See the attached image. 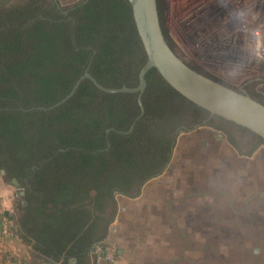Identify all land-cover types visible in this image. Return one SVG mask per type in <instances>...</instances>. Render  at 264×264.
I'll use <instances>...</instances> for the list:
<instances>
[{"label": "trees", "instance_id": "16d2710c", "mask_svg": "<svg viewBox=\"0 0 264 264\" xmlns=\"http://www.w3.org/2000/svg\"><path fill=\"white\" fill-rule=\"evenodd\" d=\"M120 2L88 0L70 13L73 22L38 2L0 14V172L23 191L11 230L44 263L92 264L115 196L132 197L168 160L167 123L183 98L155 70L146 77L144 115L128 134L105 131L128 129L136 94L103 92L87 79L60 105L39 109L65 97L89 60L102 86L137 85L146 55ZM232 128L234 148L241 135L264 144Z\"/></svg>", "mask_w": 264, "mask_h": 264}, {"label": "rangeland", "instance_id": "374dc122", "mask_svg": "<svg viewBox=\"0 0 264 264\" xmlns=\"http://www.w3.org/2000/svg\"><path fill=\"white\" fill-rule=\"evenodd\" d=\"M81 1L0 0V14L35 2L64 10ZM168 12L163 4L159 20L167 41L181 26L172 15L176 8ZM217 133L205 128L180 133L161 174L132 197L115 196L104 213L110 218L104 240L113 249L114 263L121 251V264H264V144L241 135L234 148ZM21 192L0 172V214L12 215L10 222H0L7 226L16 224ZM11 238L1 243L23 254L18 237ZM41 263L33 256L28 262Z\"/></svg>", "mask_w": 264, "mask_h": 264}, {"label": "built area", "instance_id": "2783aa9c", "mask_svg": "<svg viewBox=\"0 0 264 264\" xmlns=\"http://www.w3.org/2000/svg\"><path fill=\"white\" fill-rule=\"evenodd\" d=\"M178 20L181 26L171 30L170 41L179 56L234 90L260 95L264 103V0H194ZM253 28L260 35L253 36ZM3 203L0 199V210ZM14 236L0 223V264H28L1 243ZM91 253L92 264H115L105 240Z\"/></svg>", "mask_w": 264, "mask_h": 264}, {"label": "water", "instance_id": "95a60500", "mask_svg": "<svg viewBox=\"0 0 264 264\" xmlns=\"http://www.w3.org/2000/svg\"><path fill=\"white\" fill-rule=\"evenodd\" d=\"M128 2L146 55V61L139 70L138 85L133 88H108L100 85L88 73H85L82 78H88L101 91L138 93V102L141 106L140 95L145 88V76L150 70H155L168 85L192 103L207 110L210 114L218 115L246 128L264 142V103L245 91L234 90L196 71L178 57L163 33L156 0H128ZM78 82L60 101L39 109L50 110L66 101L73 94ZM166 166L153 177L161 174ZM1 173L4 174V171L2 170ZM12 183H16L14 179ZM20 195H23V192Z\"/></svg>", "mask_w": 264, "mask_h": 264}, {"label": "flooded vegetation", "instance_id": "af4514ba", "mask_svg": "<svg viewBox=\"0 0 264 264\" xmlns=\"http://www.w3.org/2000/svg\"><path fill=\"white\" fill-rule=\"evenodd\" d=\"M122 2L118 3V7L120 8L121 11H123L126 7V4H125V1L126 3H128V6L131 10V7H130V4L128 2V0H121ZM194 0H156V7H157V11H158V16H159V11H161V6L164 5H167V7L169 8V15H171L172 13L170 12L174 7L176 8V12H175V15L172 14L174 16V18L176 19H180L182 17V15L186 12V10L189 9L190 5L192 4ZM88 3V0H82L81 2L77 3V4H74L73 6H70L64 10H62L56 3H52L51 6L55 7L56 10L59 11L60 14H62L63 16H65L64 19H62V21H70V22H73L74 20L72 19L70 13L76 8V7H80L82 5H85ZM178 5H181V7L179 8ZM131 14H132V11H131ZM172 16V17H173ZM160 17V16H159ZM132 19H133V16H132ZM160 21V20H159ZM133 23H134V20H133ZM135 25V24H134ZM138 35V34H137ZM139 37V36H138ZM140 40V39H139ZM170 39L168 40V43H169ZM171 43V41H170ZM169 43L170 47L172 48V50L175 52V50L173 49V46H171V44ZM144 50V49H143ZM184 62H186V64H188V66H190L191 68L195 69L196 71L198 72H201L200 71V68H198L197 66H194L193 64H191L189 61L185 60L184 59ZM90 63L91 61L89 60V62L87 63V66L84 68L83 70V73L81 76H79L77 78V80L74 82V84L76 82H78V85L79 83L83 80V79H87L89 80L88 78H82V76L85 74V73H89V66H90ZM142 67V66H141ZM151 71V70H150ZM149 71V72H150ZM148 72V73H149ZM147 73V74H148ZM147 74L145 76V80H146V77H147ZM91 75V74H90ZM139 75V73H138ZM92 76V75H91ZM93 77V76H92ZM94 78V77H93ZM162 78V77H161ZM95 79V78H94ZM96 80V79H95ZM90 81V80H89ZM97 81V80H96ZM91 82V81H90ZM138 82H139V79H138ZM92 83V82H91ZM73 84V86H74ZM147 84V83H146ZM146 84H145V88L143 90V92L141 93L140 95V102H141V106L139 105V102H138V93H133V94H136V102H137V106H138V109H139V112L137 113V115L134 117V119L132 120V122L130 123L128 129L126 131H117L113 128H108L106 129L105 133L108 134L110 131H116L120 134H128L129 132L132 131L135 123L144 115V112H145V109H144V106L142 104V96L143 94L145 93V90H146ZM77 85V86H78ZM101 85V84H100ZM138 85V83H137ZM136 85V86H137ZM72 86V88H73ZM134 86V87H136ZM170 86V85H169ZM105 87V86H104ZM122 87H126V86H121V87H112V88H122ZM171 87V86H170ZM71 88V90H72ZM77 88V87H76ZM75 88V90H76ZM97 88V87H96ZM108 88H111V87H108ZM128 88H133V87H128ZM172 88V87H171ZM98 89V88H97ZM173 89V88H172ZM70 90V91H71ZM74 90V92H75ZM99 90V89H98ZM175 92H177L175 89H173ZM69 91V92H70ZM101 91V90H100ZM73 92V93H74ZM105 92V91H103ZM107 93H123V92H107ZM126 93H130V92H126ZM183 99H179L178 101L180 102L178 105L175 104L174 106V111H173V118L170 119V121L167 123V127H169V141H170V153L168 155V160L167 162L165 163L164 167L170 162V158L172 156V152H173V148H174V144H175V141L178 137V135L180 133H187V132H190V131H196L197 129H200V128H205V129H209V130H213V131H216L218 132L217 135L219 137V134L221 136L224 135L228 140H229V136H230V133H229V128L233 129V133L234 134H238V131L237 129H234L232 128V126H238V127H241V128H244L242 126H239L237 124H234L233 122L231 121H228L218 115H213V114H210V112H208L207 110L203 109L202 107L192 103L191 101H189L188 99H186L184 96H182L179 92H177ZM253 96L259 100V101H263V98L258 95V94H253ZM180 97V98H181ZM187 100V101H185ZM177 106V108H176ZM234 124V125H233ZM246 129V128H245ZM250 140L252 139L251 137H249ZM109 147V144L107 145V148ZM166 166V167H167ZM163 167V169H164ZM162 169V170H163ZM2 171V170H1ZM13 180V179H12ZM11 180V181H12Z\"/></svg>", "mask_w": 264, "mask_h": 264}, {"label": "crops", "instance_id": "0c3cea01", "mask_svg": "<svg viewBox=\"0 0 264 264\" xmlns=\"http://www.w3.org/2000/svg\"><path fill=\"white\" fill-rule=\"evenodd\" d=\"M24 205V204H23ZM12 218V215H10L9 217L7 216V220L10 222ZM2 219H0L1 221ZM2 223V222H0ZM11 229H16L17 228V224H14V225H10ZM15 237L17 238V236L15 235L13 238L11 239H15ZM7 239H10L9 237ZM16 246H20L19 247V251H23L24 253L23 254H20L27 262H29V259L31 256H34L32 251H31V248L30 246L26 245L25 243H23L19 238L17 240V245ZM27 250V251H26ZM37 260H41L40 258H36ZM42 261V260H41ZM43 262V261H42ZM72 263H74V259L71 260ZM116 263L117 264H121L122 263V257H121V251H118L117 253V260H116ZM115 263V264H116ZM41 264H48V263H41Z\"/></svg>", "mask_w": 264, "mask_h": 264}, {"label": "clouds", "instance_id": "9594fccd", "mask_svg": "<svg viewBox=\"0 0 264 264\" xmlns=\"http://www.w3.org/2000/svg\"><path fill=\"white\" fill-rule=\"evenodd\" d=\"M252 34H253V36L260 35V29L259 28H253L252 29Z\"/></svg>", "mask_w": 264, "mask_h": 264}]
</instances>
